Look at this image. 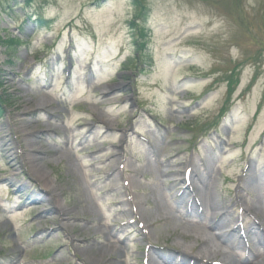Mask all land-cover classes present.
<instances>
[{
  "label": "rangeland",
  "instance_id": "374dc122",
  "mask_svg": "<svg viewBox=\"0 0 264 264\" xmlns=\"http://www.w3.org/2000/svg\"><path fill=\"white\" fill-rule=\"evenodd\" d=\"M139 1L0 0V264H264V0Z\"/></svg>",
  "mask_w": 264,
  "mask_h": 264
},
{
  "label": "bare ground",
  "instance_id": "6f19581e",
  "mask_svg": "<svg viewBox=\"0 0 264 264\" xmlns=\"http://www.w3.org/2000/svg\"><path fill=\"white\" fill-rule=\"evenodd\" d=\"M40 146H31V147H28L27 148V150L26 151H30V152H28V156H29V162H31L32 164H33V162H35L36 160H40L41 159V157H37V153H32L31 151H38V150H40ZM26 151L24 152V150H23V153L24 154H26ZM26 157V156H25ZM26 159H27V157H26ZM208 173H197V178L198 179H200V178H204L205 180H207V177H208V175H207ZM183 175V174H182ZM41 181H42V179H40ZM185 181V180H184ZM188 186H189V188H190V186H191V184L190 183H188ZM205 197H206V194H205ZM205 197H204V199H205ZM51 199V198H50ZM202 200V199H201ZM200 200V201H201ZM193 204H195V203H192V207H193ZM211 206H212V204H211ZM218 206V204L217 203H213V207L214 208H216ZM52 209H53V204H52ZM60 211H62V209H59ZM228 216H229V214L228 213H222V215H220V218H218L217 219V221H216V223H215V226H217V225H221V224H224V222H227V221H225L224 219H227L228 218ZM216 218V216L215 217H213V219H215ZM262 218L264 219V216L262 215ZM130 224V223H129ZM255 233V235L256 236H258V234H263V236H264V233L263 232H259V231H255L254 232ZM258 240H260V241H262V240H264V238L262 237V236H258ZM258 244H261V243H257V245ZM110 250V249H109ZM181 254V253H180ZM182 262H186V259L189 257V255H185V253H182ZM159 257V259H161L162 261H164L166 258H164V256H158Z\"/></svg>",
  "mask_w": 264,
  "mask_h": 264
},
{
  "label": "trees",
  "instance_id": "16d2710c",
  "mask_svg": "<svg viewBox=\"0 0 264 264\" xmlns=\"http://www.w3.org/2000/svg\"><path fill=\"white\" fill-rule=\"evenodd\" d=\"M27 1H30V0H27ZM131 1H132V4L134 5V7L139 8V9H137V12L134 14L133 18L130 20V25L132 28L138 27L140 29V31H142V30L146 29V27H144V24H145L144 21H146V18H147V13H148L147 9H146L147 7L142 3V1L141 2L139 0H131ZM40 22H41V20H40ZM139 25H142V26H139ZM146 32L147 31H145L144 34H143V32H141V35H143V37H144V35H146ZM8 97H9V95L6 94L4 98L0 99V104L1 103H3V104L7 103L8 99H9ZM2 111L3 110L0 107V114L2 113Z\"/></svg>",
  "mask_w": 264,
  "mask_h": 264
}]
</instances>
